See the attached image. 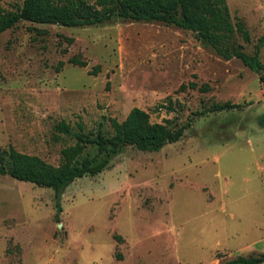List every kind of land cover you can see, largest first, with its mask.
I'll return each mask as SVG.
<instances>
[{"label": "rangeland", "instance_id": "374dc122", "mask_svg": "<svg viewBox=\"0 0 264 264\" xmlns=\"http://www.w3.org/2000/svg\"><path fill=\"white\" fill-rule=\"evenodd\" d=\"M225 3L249 34V42L233 40L252 55L264 38V0ZM18 4L0 0L4 11ZM72 56L86 65L68 64ZM257 58L259 73L221 59L188 31L157 23L22 21L1 32L0 148L56 166L74 142L54 133L56 123L110 134L108 119L121 122L131 108L150 122L188 127L154 152L122 147L107 168L73 180L57 198L49 188L0 176V264L230 259L242 248L239 235L264 225V43ZM225 102L233 108L207 112Z\"/></svg>", "mask_w": 264, "mask_h": 264}, {"label": "trees", "instance_id": "16d2710c", "mask_svg": "<svg viewBox=\"0 0 264 264\" xmlns=\"http://www.w3.org/2000/svg\"><path fill=\"white\" fill-rule=\"evenodd\" d=\"M112 19L157 23L188 31L223 60L235 58L252 71L261 67L257 52L264 38L257 39L252 55L244 53L242 46L233 39L237 35L243 42H249V34L240 20L231 21L225 0H20L12 11L0 7V33L22 21L81 28L98 26ZM67 63L77 67L86 65L75 56L68 58ZM61 65L62 62H58L55 69L59 70ZM263 79V75L259 77V80ZM186 87L195 89L196 84L189 82ZM230 108L233 106L227 102L211 104L207 112ZM108 123L110 134L100 127L94 132L83 133L81 125H77V131L73 132L65 122L56 123L53 127L55 134L70 136L74 140L72 145L60 150L61 160L56 166L37 156L17 152L11 146L0 148V176L49 188L57 198L73 180L94 176L107 168L111 157L122 147L154 152L166 143L177 141L188 127L185 124L171 129L166 123L150 122L148 114L138 108H131L121 122L108 119ZM259 125L264 126V117H259ZM88 147L94 149L93 155L89 156ZM54 206L59 213L58 203ZM216 257L220 256L216 254ZM263 260L262 254L236 256L223 264H264Z\"/></svg>", "mask_w": 264, "mask_h": 264}, {"label": "crops", "instance_id": "0c3cea01", "mask_svg": "<svg viewBox=\"0 0 264 264\" xmlns=\"http://www.w3.org/2000/svg\"><path fill=\"white\" fill-rule=\"evenodd\" d=\"M244 238L241 242L239 247L230 257V259L236 256H249V255H264V225L256 224L252 229L249 230V233L246 236H240ZM240 253V254H238ZM228 259V260H230ZM227 261V260H226Z\"/></svg>", "mask_w": 264, "mask_h": 264}, {"label": "water", "instance_id": "95a60500", "mask_svg": "<svg viewBox=\"0 0 264 264\" xmlns=\"http://www.w3.org/2000/svg\"><path fill=\"white\" fill-rule=\"evenodd\" d=\"M256 71L259 73V72L261 71V69H260V68H258V69H256ZM263 262H264V260H263Z\"/></svg>", "mask_w": 264, "mask_h": 264}]
</instances>
